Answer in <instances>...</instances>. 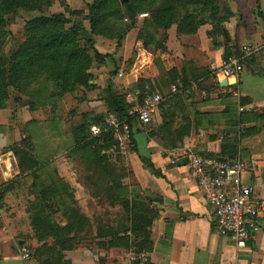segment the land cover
Listing matches in <instances>:
<instances>
[{"label":"rangeland","instance_id":"1","mask_svg":"<svg viewBox=\"0 0 264 264\" xmlns=\"http://www.w3.org/2000/svg\"><path fill=\"white\" fill-rule=\"evenodd\" d=\"M220 1L231 9L230 0ZM127 2L129 4H125L124 0H0V83L8 86V94L3 97L5 105L0 109V117L5 122L0 123V132L6 138L13 137L0 154L22 148L38 158L41 164L31 172L20 171L16 175L13 170H8L6 177L9 179L6 183H0V186H3L0 187V192L3 190L7 195L16 192L12 195L11 201L20 206L24 205L27 215L23 212L21 218L25 219V214L31 225L36 216H50L55 223L65 226L69 220L66 214L76 220L77 217L71 213L72 210L79 211L87 221L85 220L81 226L77 223V228L81 230L78 235L80 243L78 247H101V243L108 238L110 228L127 226L126 213L120 202V196L125 192L114 189L113 179L117 183L126 185L125 178L131 175L126 165L127 154L124 149L127 145V148L133 149L134 133L132 129L129 134L131 139L128 137L126 146H122L114 139L111 148L103 152L107 156L106 159L96 163L95 147L87 145L88 142H85L83 137L85 133L80 132V129L88 125L89 120L91 121L95 116H105L107 112L112 111L113 98L116 94L124 97L123 101L128 110L143 102L146 92L141 90L139 83L141 80H150L141 77L140 52L146 39L152 41L151 43L157 41L153 43L155 45L151 49L156 48L159 56L164 53L162 48L165 47L163 42L167 32L159 29L153 21V14L160 9L162 1L127 0ZM172 2L179 9L177 21L184 22L183 16L186 10L195 13L200 10L193 3L194 1L172 0ZM231 11L235 14L233 10ZM173 25L177 26V24ZM191 25L192 21H189L185 27L189 28ZM176 30L178 33V27ZM61 34L76 36L75 43L90 48L93 57L95 50L102 55V59L95 61L88 71L92 74L91 71L94 69L110 68V71L103 70L101 74H104L106 84L111 85L108 87L106 85L105 89L97 85V88L92 90L82 85L76 86L74 90L70 88L64 90L59 86L71 82L63 81L61 77L65 76L63 72L66 69H71L75 65L70 60V51L74 48L73 42L69 41L55 51L35 45L43 38ZM218 35L216 31V36ZM127 36L129 40L125 46L130 52L127 55L128 59L123 63V61L119 62V59H123L120 54L124 53V41ZM22 46H30L37 52L32 59L34 64L22 67L24 69L21 73L20 71L12 73L9 80L6 78V70L12 62L11 55ZM236 46L240 50L239 45ZM158 58L157 63H154L159 71L158 81L150 80L149 84L153 87V91L162 92L164 99L159 110L169 114V118L174 120L177 128L181 126L191 128L192 134L200 127H206L205 115L202 116L197 102L193 101L194 95L191 89L183 87L178 93H171L173 84L169 83L168 71L173 66V61L170 58ZM14 64H17V61H14ZM121 72L125 74L124 78L119 77ZM114 79L115 83L112 84L111 81ZM94 81L93 76L90 83L95 84ZM113 85L115 90L112 89ZM137 92L141 94V99L137 98ZM25 109L30 112H44L50 118V129L57 136L63 133L64 142L60 144L61 148L45 160L41 158L39 160L37 154L38 148H46L38 139L39 132L36 138H33L27 130L28 124L24 123ZM206 115L210 124L218 120L212 118L209 113ZM234 120L226 119L230 122ZM151 124L143 126L152 130L155 125ZM219 130V134L222 135L227 129ZM233 132H236L238 139L241 132L238 129L231 131L230 137ZM217 135L213 132L208 133L210 139L217 138ZM29 136L31 142L25 144L23 140L29 139ZM139 137L141 138V135ZM167 137L169 140V136ZM8 141L6 139L4 143L7 144ZM13 154L14 156L9 157L10 160L19 163V157ZM56 155H59V162L67 165L70 170L78 172V180L84 182L83 186L87 190L88 197L77 200L76 187L67 182L65 177H62L63 173L60 174L56 167ZM129 179L131 182V177ZM130 189L134 192L138 190L134 187ZM44 191L48 192V200L43 199ZM75 220L73 219L74 223ZM53 242L52 237L39 240L34 227L33 235L27 240L31 253L43 244L51 245Z\"/></svg>","mask_w":264,"mask_h":264},{"label":"crops","instance_id":"2","mask_svg":"<svg viewBox=\"0 0 264 264\" xmlns=\"http://www.w3.org/2000/svg\"><path fill=\"white\" fill-rule=\"evenodd\" d=\"M229 6L235 14L224 23L221 35L216 39L211 36L215 29L211 23L202 25L195 34L188 35H179L177 26L173 25L166 35L167 52L160 56L152 49L141 48L140 52L141 77L153 82L159 78L154 56L170 58L172 65L180 72L186 70L190 79L187 88L193 91V101L197 102L202 116L205 115L206 127H200L199 133L193 134L190 128L183 140L174 141L175 144H172L171 138L169 142L163 141L158 128L169 118V114L158 108L151 124L155 125L152 130L156 132L152 134V130L134 119L133 149L125 145L130 137L120 135L119 139L118 134L113 133L115 140L126 146V165L132 181L125 178V184L137 188L139 193L142 191L144 195L158 199L153 202L159 215L151 228L154 247L151 252L147 251L149 264H264V212L259 219L261 230L247 247L238 248L230 238L217 233L214 210L186 161V155L190 153L207 158L240 156L247 167L243 182L254 186V201L264 200V116L258 118L264 114V0H230ZM128 40L129 36L124 46ZM246 44L255 47L257 52L246 59L245 69L238 77L225 78L219 69L223 59L226 55L236 54V45L241 51ZM124 49V53L120 54L123 59H119L123 63L130 52L126 46ZM103 70L111 69H94L91 72L95 77L93 83L105 89L106 85L111 84H106L104 74H101ZM119 77L124 78L125 74L121 72ZM111 83H115V79ZM112 89L115 90L114 85ZM241 106L244 111H240ZM207 113L218 120L210 124ZM23 114L30 135L36 138L39 132L38 139L46 146L44 149L37 147L39 160L51 157L61 148L63 133L57 136L50 129V118L44 112L25 109ZM239 118H244V122L237 123ZM226 119L235 120L230 122ZM0 123H5L1 117ZM224 128L226 132L238 129L241 132L238 139L236 132L231 137L224 132L222 134L225 136L221 138L219 129ZM209 132L217 133L218 137L210 139ZM12 138H6L0 132V152L10 144ZM6 139L9 140L7 144L4 143ZM13 153L9 150L0 154V183L8 181V170H13L14 175L21 171L19 163H13L9 158L14 156ZM55 157L59 173H63L62 177L76 187L77 200L88 197L84 182L78 180V172L59 162V155ZM172 160H176V163L173 164ZM14 193H6L0 200V264H41L33 253L27 259L21 251L22 247L29 249L27 240L33 235V227L26 218L24 205L11 201ZM23 212L25 219L21 218ZM131 252L140 253L141 250L137 246L129 249L80 246L65 251L64 258L70 264H126Z\"/></svg>","mask_w":264,"mask_h":264},{"label":"trees","instance_id":"3","mask_svg":"<svg viewBox=\"0 0 264 264\" xmlns=\"http://www.w3.org/2000/svg\"><path fill=\"white\" fill-rule=\"evenodd\" d=\"M161 1L162 4H160V9L153 14L154 23L159 29L164 30L165 32H167L173 24H177L179 35L195 34L202 25L211 23L215 28L211 36L216 39V31L219 35H221L224 23L228 22L234 15L231 9L228 6H224L220 0H190L194 1L193 3H195L196 7H199L200 10L196 13L186 10L183 16L184 22H182L177 21V18L179 16V9L177 8L176 4L173 3L172 0ZM124 2L125 4H129L127 0H124ZM204 16L206 17L204 18ZM189 21H192V25L191 27L186 28L185 25ZM76 39V36L74 37L70 36L69 34H61L60 36L43 38L42 40L37 41L35 46L46 47L55 51L62 46H65L69 41H72L74 48L70 51V60L73 61L75 65L73 66V68L71 67V69H66L63 72V74L65 73V76L61 77L63 81L65 80L71 82H69L70 84L66 83V85L59 84V86L64 90L68 88H70V90H74L78 85L85 86L89 90L96 89L97 85L90 83V80L93 79V76L91 73H89L88 70L91 69L95 61L102 59V55L95 50V56L93 57L91 55L90 48L81 47L80 45L78 46L75 43ZM151 42L146 39L143 44V48L151 49L155 45L153 43H157V41L153 43ZM163 43L165 47H163L162 49L164 52H167L165 41ZM237 48V51H235L234 53L240 52ZM154 51L156 52V48ZM135 52L138 53L136 50ZM36 53L37 52H35L30 46H22L15 50L11 55L12 62L6 70V78L10 80L12 73H18L19 71L21 73L24 69L22 67L33 65L34 60L32 59L35 57ZM230 55H226L225 58L229 57ZM14 61H17V64H14ZM157 61L158 58H154L155 64L157 63ZM168 75L170 77L169 83L177 84L179 82L180 84H182L180 86L182 89L183 87H187V85L189 84L190 79L188 78L186 70L184 69L182 70V72H180L177 67L172 66L168 71ZM149 81L141 80V83H139V85L141 84V90H144L145 92L153 91V87H151ZM6 93L8 94L7 84L3 85L2 83H0V109H2L5 105L3 97L4 95H6ZM123 98L124 97L122 95L116 94L114 96V108L112 111L116 112L121 118L129 120L132 126L134 118L129 116V110L126 107ZM263 116L264 114L260 115L258 118H261ZM103 120L104 115L95 116V118H93L91 121L89 120L88 125H85L80 129V132L83 131V133H85L83 134V137L84 141L88 142L87 145L90 144L89 146L95 147L94 159L96 163H101V160L106 159L107 156L106 154H103V152L108 151L111 148V144L115 139L112 131H103L99 136H92L90 134V127L93 124L101 125L103 123ZM244 120V118H239L237 120V123H241L242 121L244 122ZM174 125V120L172 118H169V120H165L164 124L158 128V130H160L162 133L161 140L168 141L167 136H169V139H172V144H175L174 141H182L185 135H187L190 131L188 126H181L174 129ZM225 133L228 136L229 132ZM28 141L31 142L30 136L29 139L25 138V140H23L25 144H29ZM13 152L19 157V168L22 172H31L41 165L38 161V158H36L34 155L32 156L22 148L17 150L15 149L13 150ZM147 165L151 167L150 164L147 163ZM113 181L114 189H120L125 192L124 195L120 196V202L126 213V220L128 221V223L127 226L123 225L118 228H110L107 234V240L101 243L100 246L124 247L128 249L132 246H137V248L141 251L151 252L154 247L151 228L153 222L159 215V211L153 205V202L158 199L156 197L146 196L142 191L141 193H139L138 191L134 192L130 189L129 186L124 185V183H117L115 179H113ZM2 187L3 186H1V188ZM109 190H111V187H109ZM2 191L0 192V200H3L6 193L5 191ZM47 194L48 192L44 191L43 199L47 198L48 200ZM71 214L77 217L76 220L75 218H73L76 223L73 222L71 216L66 214L69 220L67 225L65 226L58 225L52 220L50 216H36L32 220V225L35 231H37L39 240H44L47 237H52L54 239L53 244L48 245L45 243L41 247L34 250L33 257L37 259L41 264H70L67 260H65L64 252L72 250L79 246L80 243L78 241V235L81 230L77 228V223L81 226L85 220L87 221V218L85 216L83 217V215H81L77 210H72Z\"/></svg>","mask_w":264,"mask_h":264},{"label":"built area","instance_id":"4","mask_svg":"<svg viewBox=\"0 0 264 264\" xmlns=\"http://www.w3.org/2000/svg\"><path fill=\"white\" fill-rule=\"evenodd\" d=\"M256 52L252 45H244L240 53L223 59L219 68L220 74L225 78L238 77L245 69L246 59ZM180 86V83L173 84L171 93H178ZM140 95L138 93V99H141ZM163 99L160 91H148L143 102L136 104L128 114L140 124L149 125ZM240 111H244V107L241 106ZM131 130L129 120L110 111L105 114L101 125L93 124L90 127V134L99 136L103 131H112L118 134L120 139L121 134L129 137ZM224 136L222 134L221 138ZM186 161L199 188L214 210L217 233L230 238L238 248L247 247L261 230L259 219L264 212V200L254 201V186L243 182L247 167L242 158L240 156L207 158L190 153L186 155ZM172 163H176V160H172ZM21 251L25 258H31L32 254L27 247H22ZM149 261L150 255L147 251L131 252L126 264H149Z\"/></svg>","mask_w":264,"mask_h":264}]
</instances>
